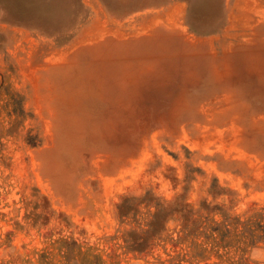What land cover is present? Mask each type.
I'll return each instance as SVG.
<instances>
[{
	"label": "rangeland",
	"instance_id": "rangeland-1",
	"mask_svg": "<svg viewBox=\"0 0 264 264\" xmlns=\"http://www.w3.org/2000/svg\"><path fill=\"white\" fill-rule=\"evenodd\" d=\"M74 1L0 0V264H264V0Z\"/></svg>",
	"mask_w": 264,
	"mask_h": 264
},
{
	"label": "trees",
	"instance_id": "trees-1",
	"mask_svg": "<svg viewBox=\"0 0 264 264\" xmlns=\"http://www.w3.org/2000/svg\"><path fill=\"white\" fill-rule=\"evenodd\" d=\"M5 1H8V2H11L12 0H5ZM59 1V0H58ZM74 5L76 6V8L78 9H81L83 8V3H82V0H75L74 1ZM12 5L9 6V4H6V9L7 8H11ZM78 14H80L78 12ZM186 25L188 26V28L190 29V32L196 36H204L206 34H203L201 31H199L197 28H195L190 22L186 23ZM70 40V39H69ZM69 40H66V41H63V44H66ZM58 41V40H56ZM62 43V42H61ZM33 144V142H30ZM261 226H264V224H261ZM264 235V234H263Z\"/></svg>",
	"mask_w": 264,
	"mask_h": 264
},
{
	"label": "crops",
	"instance_id": "crops-1",
	"mask_svg": "<svg viewBox=\"0 0 264 264\" xmlns=\"http://www.w3.org/2000/svg\"><path fill=\"white\" fill-rule=\"evenodd\" d=\"M173 7V6H172ZM99 10H96V13L98 14ZM205 37H209V36H205ZM203 38V37H202Z\"/></svg>",
	"mask_w": 264,
	"mask_h": 264
}]
</instances>
